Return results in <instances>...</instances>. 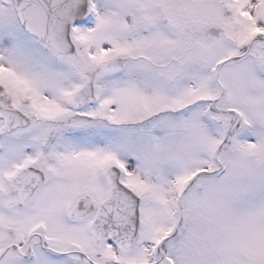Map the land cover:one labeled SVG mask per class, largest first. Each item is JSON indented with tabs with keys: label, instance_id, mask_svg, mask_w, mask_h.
Segmentation results:
<instances>
[{
	"label": "snow or ice",
	"instance_id": "6c2138e0",
	"mask_svg": "<svg viewBox=\"0 0 264 264\" xmlns=\"http://www.w3.org/2000/svg\"><path fill=\"white\" fill-rule=\"evenodd\" d=\"M0 264H264V0H0Z\"/></svg>",
	"mask_w": 264,
	"mask_h": 264
}]
</instances>
